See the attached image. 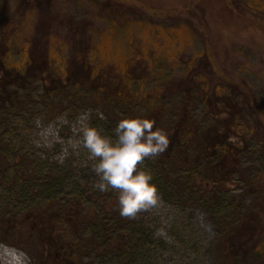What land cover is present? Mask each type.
Instances as JSON below:
<instances>
[{"label":"rangeland","instance_id":"374dc122","mask_svg":"<svg viewBox=\"0 0 264 264\" xmlns=\"http://www.w3.org/2000/svg\"><path fill=\"white\" fill-rule=\"evenodd\" d=\"M41 1H46L47 9L40 8ZM94 1L0 0V29L5 24L13 29L7 42L10 54L27 71L26 79L17 85L18 93L11 105L0 108V264L4 249L21 255L23 264L37 263L36 258L48 251V245L31 230L35 215L40 212L45 219L56 215L50 222L54 234L73 248L78 264H220L217 229L205 209L196 203L178 201L176 197L165 198L158 189L160 199L156 206L142 210L135 218L121 216L118 190L95 189L93 185L98 177L93 171L94 161L89 159L86 149L74 151L71 147L76 139L72 124L83 112L91 113V123L105 135L114 136L113 129L120 119L149 110L151 100L146 98V90L159 88L155 102L172 105L178 94L169 90V81L184 76L188 84L193 77L186 75L190 67L187 59L192 52L204 48L197 39L185 47L186 56L181 59L179 55L168 57L166 50L158 55L154 50L159 48L152 38L159 35L164 39L166 33L150 36L136 24L153 7L150 18L166 25L167 16L180 10L179 0H97L107 8L97 7ZM217 1L211 2V7L205 6L204 16L199 19L214 73L208 71L206 81L196 70L191 72L196 81L195 87L190 88L191 108L203 125L209 123L208 110L214 105L205 100V92L212 93L215 84L224 83L226 76L244 79L264 113V15L246 10L238 18L225 17L218 11ZM53 12L62 16V20L68 15L76 20L94 19L95 27L110 35L111 57L104 71H110L108 81L118 87V93L106 97L103 90L88 86L48 90L42 83L38 65L32 63L34 67L29 69L30 51L40 35L39 18ZM68 25L66 21L54 22L51 31L55 38L64 37ZM94 40L98 42L99 38ZM27 45L31 49L26 50ZM57 48L61 49L59 54ZM141 48L147 51H143L146 57ZM103 49L100 50L104 52ZM136 49L138 58L132 59L135 55L131 53ZM48 50L44 48V55H51L48 63L56 68L59 60L64 62L76 47L73 42L59 45L53 40ZM220 89L221 93H229L224 84ZM172 110L169 107L164 116L166 125H172ZM98 113H103L105 118L101 119ZM63 118L68 123L61 124ZM238 118L244 124L247 141L238 137H232L231 141L237 145L247 143L242 167L247 173L263 171L264 130L254 125L249 132L254 119L248 111L242 110ZM139 167L151 172L152 166L145 159ZM43 179L48 186L41 187ZM227 188L234 203L246 206L250 202V197L244 196L246 187L242 182L234 179ZM87 218H92L93 228L87 225ZM4 220H13L15 228L9 229ZM122 224L131 230L138 229L139 243L111 238L124 234L116 230ZM109 231L112 235L108 238ZM132 245L136 254L130 259Z\"/></svg>","mask_w":264,"mask_h":264},{"label":"trees","instance_id":"16d2710c","mask_svg":"<svg viewBox=\"0 0 264 264\" xmlns=\"http://www.w3.org/2000/svg\"><path fill=\"white\" fill-rule=\"evenodd\" d=\"M179 1L180 10L167 16L166 25L162 26V22L151 19L153 15L149 13L153 11V7H149V13L145 11L147 16H140L136 22L145 31L147 30L146 33L150 36L156 32L166 33L164 39L159 35L154 36L156 39L152 38L153 44L159 48L154 50V53L158 55L162 50H166L168 57L176 58L179 55L178 58L181 59L186 56L185 47L190 42L199 39L204 44L201 51L192 52L187 59L190 67L186 75L193 77L189 83L185 84L184 76L169 81V90L178 94L172 105L155 102L159 88L144 92L146 98L151 100V106L147 111L137 112V116L153 119L154 127L166 131L170 140L167 151L156 157L146 158V161L152 166L150 170L153 182L165 198L176 197L178 201L196 203L205 209L214 221L221 251L220 264H264V170L247 173L241 164L242 156L247 150V143L237 145L231 141L232 137L247 141L244 124L238 118L242 110L248 111L254 119V124L249 126V132L253 131L254 125L258 130H264V113L244 79L229 78L225 75L226 78L222 84L229 89V93H221L222 84L216 83L212 93L209 90L205 92V100L214 104L213 108L208 110L209 123L203 125L196 119L191 108L190 93V88L195 87L196 81L191 72L196 70L200 78L206 81L207 72L209 71L211 75L214 73L208 50L205 48L207 40L200 29L199 19L202 20L201 15L204 16L205 6L211 7V2L214 0ZM217 2H219L218 11L221 14L224 13L225 17L236 15L238 18L246 10L264 15V0H218ZM93 3L97 7L99 5L100 8H107L97 0ZM39 6L42 9L48 8L46 1H41ZM100 8H97L99 12H101ZM53 13L48 17L39 18L40 35L38 43L34 44L30 51L29 69L34 67L32 63L38 65L42 83L48 90L55 88L64 90L68 86H88L103 90L106 97L118 93V87L115 88L108 81L110 71H104L106 61L111 57L110 35L104 34L102 29H97L94 19L76 20L68 15L62 20V16H58L57 12V14ZM62 21L69 24L68 31L64 37L55 38L56 35L52 34L51 28L54 22L60 24ZM12 31L13 29L7 24L0 29V108L11 105L18 93L17 85L26 79L27 74L23 63L14 60L10 54L7 42L10 40ZM95 38H99L98 42L94 40ZM53 40H56L59 45L73 42L76 47V51L69 56L70 58H66L64 62L61 61L62 59L59 60V63L55 65L56 68L48 63L51 55L49 53L44 55L43 51L45 48L49 52L48 48ZM102 47L104 52L100 50ZM28 48L31 49L29 45L26 50ZM60 51V48L56 49L58 54ZM143 51L147 52L141 48V52ZM132 52L131 54L135 55L132 59L138 58L139 51L136 49ZM145 55L144 53L143 56ZM148 60L150 62V59ZM237 98H239L238 101H236ZM169 107L173 108L170 111L172 125H166L163 122ZM30 170L31 168H27V171ZM234 179L242 182L246 187L244 196L250 197V202L246 206L234 203L228 193L227 185ZM44 181L45 179L42 180L41 187L49 185H44L46 184ZM43 215L42 212L36 213L31 230L39 235L44 245H48V251L41 253L36 258L35 264H78L74 259L73 248L63 243V239L54 234L50 222L56 215H49L51 218L46 217V219ZM90 216L88 215V218ZM88 218L86 223L93 228L91 225L93 220ZM4 221L9 229L15 228L13 220ZM116 230L124 234L111 238H127L128 241L139 243L137 228L131 230L122 224ZM108 233L109 238L112 232ZM97 235L96 233L95 236ZM135 254L136 251L132 245L129 252L130 259L134 258Z\"/></svg>","mask_w":264,"mask_h":264},{"label":"clouds","instance_id":"9594fccd","mask_svg":"<svg viewBox=\"0 0 264 264\" xmlns=\"http://www.w3.org/2000/svg\"><path fill=\"white\" fill-rule=\"evenodd\" d=\"M104 119L103 113H98ZM68 123L66 118L61 124ZM155 121L135 116L120 119L113 129L114 136L105 135L91 123V113H81L72 124L74 151L84 148L93 171L98 177L94 188L100 192L118 190V211L121 216L135 218L142 210L156 206L159 190L152 173L139 167L146 158L167 151L170 140L166 131L154 127Z\"/></svg>","mask_w":264,"mask_h":264},{"label":"bare ground","instance_id":"6f19581e","mask_svg":"<svg viewBox=\"0 0 264 264\" xmlns=\"http://www.w3.org/2000/svg\"><path fill=\"white\" fill-rule=\"evenodd\" d=\"M22 256L9 249L3 250V264H23Z\"/></svg>","mask_w":264,"mask_h":264}]
</instances>
